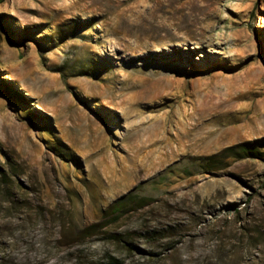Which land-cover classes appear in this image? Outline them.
<instances>
[{
  "label": "rangeland",
  "instance_id": "374dc122",
  "mask_svg": "<svg viewBox=\"0 0 264 264\" xmlns=\"http://www.w3.org/2000/svg\"><path fill=\"white\" fill-rule=\"evenodd\" d=\"M0 25V264H264V0Z\"/></svg>",
  "mask_w": 264,
  "mask_h": 264
},
{
  "label": "trees",
  "instance_id": "16d2710c",
  "mask_svg": "<svg viewBox=\"0 0 264 264\" xmlns=\"http://www.w3.org/2000/svg\"><path fill=\"white\" fill-rule=\"evenodd\" d=\"M0 29H1V25H0ZM212 161L214 162V157H212Z\"/></svg>",
  "mask_w": 264,
  "mask_h": 264
}]
</instances>
